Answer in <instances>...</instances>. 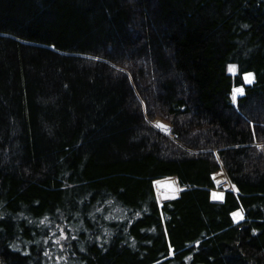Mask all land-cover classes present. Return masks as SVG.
I'll return each instance as SVG.
<instances>
[{
    "label": "trees",
    "instance_id": "16d2710c",
    "mask_svg": "<svg viewBox=\"0 0 264 264\" xmlns=\"http://www.w3.org/2000/svg\"><path fill=\"white\" fill-rule=\"evenodd\" d=\"M0 264H264V0H0Z\"/></svg>",
    "mask_w": 264,
    "mask_h": 264
},
{
    "label": "rangeland",
    "instance_id": "374dc122",
    "mask_svg": "<svg viewBox=\"0 0 264 264\" xmlns=\"http://www.w3.org/2000/svg\"><path fill=\"white\" fill-rule=\"evenodd\" d=\"M229 70H230V67H229ZM252 80H253V77L246 78V75H244V82L246 84L251 83ZM237 88H242V87L241 86L240 87L235 86V87H233L232 92H231V101H232V103L235 106H236V103H237V98L241 94V93L235 91ZM140 101H141V99H140ZM141 103H142V101H141ZM143 110H144V107H143ZM163 121L165 123H168L164 119H163ZM152 125L156 128L155 121H152ZM159 131H161V130H159ZM161 132L164 133V134H168L169 129H168L167 132H164V131H161ZM165 179H166L167 182L165 181L161 185H157V182H156L157 180L155 181L156 194H157V197H158L159 201H164V200L176 197L178 195V193H179L180 188H181L178 185L177 180H176L175 177L171 176V177H167ZM213 180H214L215 187L211 189L212 198H214L213 197L214 193L222 194V191L220 190L219 185L224 184V182H226V180H227V177H226V174H225L224 170L220 169L218 172H216L213 175ZM214 199H220V198H214ZM235 212H240V211H235Z\"/></svg>",
    "mask_w": 264,
    "mask_h": 264
},
{
    "label": "snow or ice",
    "instance_id": "6c2138e0",
    "mask_svg": "<svg viewBox=\"0 0 264 264\" xmlns=\"http://www.w3.org/2000/svg\"><path fill=\"white\" fill-rule=\"evenodd\" d=\"M235 66H230V69L231 68H234ZM246 75V78H248V77H252V73H246L245 74ZM250 82V81H249ZM236 92H239V93H242L243 92V88H237L236 90H235ZM159 126H161V127H164L163 125H159ZM213 197L214 198H220V199H223V194H217V193H214L213 194ZM235 218H237L238 220L239 219H243V214H242V212H234L233 214H232Z\"/></svg>",
    "mask_w": 264,
    "mask_h": 264
},
{
    "label": "water",
    "instance_id": "95a60500",
    "mask_svg": "<svg viewBox=\"0 0 264 264\" xmlns=\"http://www.w3.org/2000/svg\"><path fill=\"white\" fill-rule=\"evenodd\" d=\"M155 125H156V128L158 129V128H167V127H169L170 128V124H168V123H165L162 119H157V120H155ZM159 125H163L164 127H161V126H159ZM161 130V129H160Z\"/></svg>",
    "mask_w": 264,
    "mask_h": 264
},
{
    "label": "bare ground",
    "instance_id": "6f19581e",
    "mask_svg": "<svg viewBox=\"0 0 264 264\" xmlns=\"http://www.w3.org/2000/svg\"><path fill=\"white\" fill-rule=\"evenodd\" d=\"M161 129V131H164V132H167L168 131V129H169V127H167V128H160ZM166 181V179L165 178H162V179H158L156 182H157V185H161V184H163V182H165ZM167 182V181H166Z\"/></svg>",
    "mask_w": 264,
    "mask_h": 264
}]
</instances>
